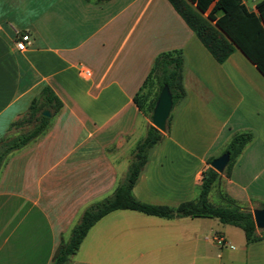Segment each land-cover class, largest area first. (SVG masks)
I'll use <instances>...</instances> for the list:
<instances>
[{"label":"crops","instance_id":"0c3cea01","mask_svg":"<svg viewBox=\"0 0 264 264\" xmlns=\"http://www.w3.org/2000/svg\"><path fill=\"white\" fill-rule=\"evenodd\" d=\"M250 2L254 11L259 1ZM17 32L30 36L25 51ZM174 50L186 58L187 99L133 195L173 208L196 200L207 160L235 134L254 132L208 198L262 208L264 75L239 49L217 63L168 0H0V142L30 129L13 124L44 86L63 103L0 170V264H52L85 209L124 181L150 126L134 98L155 58ZM70 264H264V240L247 244L241 229L216 219L117 210L89 230Z\"/></svg>","mask_w":264,"mask_h":264},{"label":"trees","instance_id":"16d2710c","mask_svg":"<svg viewBox=\"0 0 264 264\" xmlns=\"http://www.w3.org/2000/svg\"><path fill=\"white\" fill-rule=\"evenodd\" d=\"M168 2L217 63L223 64L239 49L264 75V0L256 4L254 11L250 10L243 0H168ZM185 71L186 58L180 50L164 52L155 58L151 71L134 100L139 110L152 119L159 94L164 86H168L173 107L167 121V129L162 133L153 125L148 127L145 137L134 151L124 181L110 197L85 209L80 221L72 229L69 239L61 240L52 264H70L71 257L78 252L89 230L104 216L117 210H132L170 220L184 217L216 219L221 224L241 229L247 244L264 240V234H257L253 210L238 205L225 194L220 196L225 205L218 206L209 201V193L220 176L211 167L215 157L207 160L208 166L202 173L199 196L194 201L183 202L173 208L146 204L133 195V187L151 152L166 135L170 134L173 112L187 99ZM153 88H156V93L151 96ZM62 107V101L53 90L49 86H44L40 94L32 100L23 118L13 124V127L28 126L30 129L0 142V170L11 153L35 141L49 128L52 118L44 116L42 112L51 110L54 117ZM254 138V132L238 133L232 137L223 152L230 154V161L224 172L227 177L238 156ZM261 207L264 208V205Z\"/></svg>","mask_w":264,"mask_h":264},{"label":"water","instance_id":"95a60500","mask_svg":"<svg viewBox=\"0 0 264 264\" xmlns=\"http://www.w3.org/2000/svg\"><path fill=\"white\" fill-rule=\"evenodd\" d=\"M172 107L173 101L171 92L168 86H164L159 94L152 113V125L162 133L167 129V121L171 114ZM42 114L48 118L51 117V114L47 110L43 111ZM229 161L230 154L227 152L215 158L211 163V167L219 174H222ZM253 215L256 227L260 230H264V208L253 210Z\"/></svg>","mask_w":264,"mask_h":264},{"label":"built area","instance_id":"2783aa9c","mask_svg":"<svg viewBox=\"0 0 264 264\" xmlns=\"http://www.w3.org/2000/svg\"><path fill=\"white\" fill-rule=\"evenodd\" d=\"M30 36L28 34H23L17 32V37L15 40V47L18 51H25L27 49V46L30 44ZM83 74H89L90 72L86 69L81 70ZM214 241L217 244H224V240L221 236H215Z\"/></svg>","mask_w":264,"mask_h":264},{"label":"rangeland","instance_id":"374dc122","mask_svg":"<svg viewBox=\"0 0 264 264\" xmlns=\"http://www.w3.org/2000/svg\"><path fill=\"white\" fill-rule=\"evenodd\" d=\"M247 4H249L251 6V2L250 0H244ZM256 1V0H255ZM257 1H260V0H257ZM245 3V4H246ZM40 94V93H39ZM45 111V110H44ZM50 114H51V117L53 116L52 115V111L51 110H47ZM50 117V118H51ZM148 120H149V125H152V119L149 118V116H147ZM26 129H28V127H26ZM25 129V130H26ZM144 138V137H143ZM211 201L214 203V204H217V205H220L219 203V198H217V196L215 195H212V198H211Z\"/></svg>","mask_w":264,"mask_h":264}]
</instances>
